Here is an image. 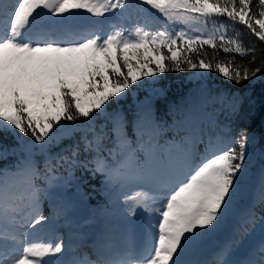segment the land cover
I'll list each match as a JSON object with an SVG mask.
<instances>
[{
	"label": "snow or ice",
	"instance_id": "obj_1",
	"mask_svg": "<svg viewBox=\"0 0 264 264\" xmlns=\"http://www.w3.org/2000/svg\"><path fill=\"white\" fill-rule=\"evenodd\" d=\"M140 5L189 30L153 31L147 23L125 27L134 7L129 0H0V133L11 132L18 144L16 161L0 167V264H264V216L255 213L264 205V169L251 199L243 195L250 172L248 133L233 137L230 125L199 108L170 109L169 124L148 104L131 118L118 107L133 88L162 95L154 85L166 72L214 70L235 84L264 72V60L249 67L236 63L234 55L215 59L223 50L250 54L249 64L255 63L254 50L243 46L238 33L193 27L225 18L264 42V0H140ZM82 14H113L118 22L105 34L103 21L85 24ZM204 45L214 50L207 62L199 58L207 55ZM214 103L236 110L223 96ZM112 105L117 107L109 112ZM76 132L82 133L79 142L51 153ZM81 144L92 154L84 161ZM6 156L0 150V160ZM76 167L102 175L110 192L140 187L124 195L122 218L134 223L142 212L151 240L143 252L118 247L111 229L90 246L78 245L91 247L95 259L83 251L66 259L71 246L63 239L30 240L33 232L66 218L57 189L69 181L58 172L71 176ZM45 200L50 216L42 211ZM102 212L110 214L107 208ZM258 220L261 238L253 241ZM211 236L220 242L204 255Z\"/></svg>",
	"mask_w": 264,
	"mask_h": 264
},
{
	"label": "rangeland",
	"instance_id": "obj_2",
	"mask_svg": "<svg viewBox=\"0 0 264 264\" xmlns=\"http://www.w3.org/2000/svg\"><path fill=\"white\" fill-rule=\"evenodd\" d=\"M5 3L14 2V0H4ZM129 3L134 7L130 9L128 14V21L125 22V27H133L137 23H147L150 27V30H168V31H179L181 28H184L186 31L189 30L187 26L181 24H173L166 20V18L158 17L154 15L150 11V7L140 5V0H129ZM139 7H136L138 6ZM85 16L87 14H84ZM86 18V17H85ZM95 18V19H94ZM94 20L103 21L102 27L104 29L105 34L111 31L109 27L113 23L118 22V17L114 16L113 14H106V18H91ZM90 23L86 21L85 24ZM213 22H208L207 24H196L193 27L197 28L199 31L204 33L213 32ZM206 75L207 71L203 73L196 71V73L191 77V82L193 86L197 89L195 91L196 99L198 100L201 97V93L204 92L203 88L206 85ZM159 81V80H158ZM151 84L152 82L149 81ZM157 83V82H156ZM155 86V85H154ZM158 88L157 86H155ZM160 89V88H159ZM143 99L145 100L143 104L139 102V105H144L146 101L155 100L156 97H151L153 94L151 92V88H144L140 91ZM164 93V91H163ZM194 94V92H193ZM157 96V95H156ZM137 105V106H139ZM202 106V105H200ZM117 105H112L108 111L112 112ZM118 107L123 110L124 108H132L130 106L123 107L120 101ZM138 108V107H137ZM200 108V107H199ZM205 114L208 115L209 110H203ZM209 117V116H208ZM210 118H215L220 124H229L228 120H232V116H224L222 121H219L216 114H212ZM103 120V119H102ZM99 122V121H98ZM79 123V122H77ZM61 124L65 126H71V122L62 121ZM231 129L232 126L230 125ZM53 131H56L54 128ZM77 133V132H76ZM78 135V134H77ZM76 135V136H77ZM81 135V134H80ZM232 135V134H231ZM72 136H75L74 134ZM71 137L64 138L60 141L59 145H54L50 151L53 154L61 153L63 149H67L68 145L72 142H75L76 139ZM170 138V137H169ZM30 139V138H28ZM18 147L16 137L11 133H0V150L6 149L7 156L6 159L0 160V167H3L5 164H12L16 161L18 153H14L13 150ZM248 153V160H246V164L248 165L250 172H249V179L246 184V191L248 190V197L245 198V201L251 199L252 190L255 186L256 178L259 172L262 169V164L258 160L257 153H252V151H247ZM66 154V153H65ZM37 161L41 163L43 158L40 155L36 156ZM252 164V165H251ZM255 168L256 171L252 174L253 169ZM73 170V169H72ZM71 170V173H72ZM67 173V171H65ZM58 175H64L68 179V183L63 185L59 189H57L58 195L60 197V202L64 206L66 210V218L57 221L51 228H45L43 231H35L32 233L30 240L33 243H49V242H56L57 239H63L66 247L69 245L71 246V250L67 252L66 259L71 260L77 255H79L82 251L88 252L89 256L92 259H95V256L92 255L91 247H84L80 248L78 245L84 244V241L87 240V244L84 245L90 246L96 242L98 236H100L106 229H111L112 236L114 243L118 247H126L130 246L133 250L137 253L143 252V250L148 247L151 243L150 238L145 234L144 229L142 227L144 216L140 210L138 217L133 218L134 223L132 222H125L123 217V207L122 202L124 195L127 194L129 196L135 195L136 193L140 192V187L131 186L125 189L120 190L119 192H114L112 196V200L114 201L110 211V214L105 215L102 210L98 209L97 214L92 215L90 212L91 201L90 197L85 193L84 188L82 186V181L75 175L69 176L68 174H62L58 172ZM254 180V182H253ZM251 186V187H250ZM144 191H148L147 188ZM245 195V192L244 194ZM119 201L120 203H117ZM48 204V201L45 200L42 204V207L45 204ZM50 206V205H49ZM43 209V208H42ZM51 209V207H50ZM52 213V212H51ZM259 223H257V228L255 229L252 240L259 241L261 238V233L259 230ZM39 228V226H38ZM133 229H135V233L139 238V241H135ZM219 238L217 236H211L207 239L204 255L210 254L214 247L219 243ZM17 249L21 246L17 245ZM202 257H193V259H199Z\"/></svg>",
	"mask_w": 264,
	"mask_h": 264
},
{
	"label": "trees",
	"instance_id": "obj_3",
	"mask_svg": "<svg viewBox=\"0 0 264 264\" xmlns=\"http://www.w3.org/2000/svg\"><path fill=\"white\" fill-rule=\"evenodd\" d=\"M258 10V9H257ZM260 18V17H257ZM212 23V22H211ZM213 31L227 30L229 36L235 33L239 34V38L246 49L254 50L256 57L255 63L249 64L252 59V55L246 54L241 56L239 53L225 54L223 50L218 52L215 59L219 61L231 60L232 56H235V62L249 67L259 66L261 61L264 60V42H261L257 37L251 34L247 28L239 23L233 24L231 21L221 18L218 22L213 23ZM223 25V28H221ZM194 47H197L194 45ZM202 51L206 53L205 58L207 60L213 59L214 50L209 45H204ZM197 59V57H193ZM196 73V70L180 71V72H166L162 75L155 86L162 89L164 93L162 95H152L156 97L155 100H148L145 104L151 106L157 119L172 123L173 116L170 114V109L178 110V113L185 108L196 107V95L197 90L191 82V77ZM203 96L206 98L207 107L215 105L219 111L223 112L221 104L214 103V99L219 97V94L225 92L229 98L228 104L235 106L236 119L234 120V136L238 137L241 130L248 133L249 143L246 151L257 152V158L264 166V72H261L257 77L251 80L244 81L240 84H235L230 80L224 78L216 71H207L206 85L203 88ZM141 90L133 88L124 99L121 100L122 106H130L132 108H124L123 112L131 118L138 110L139 102L144 103L143 96L140 93ZM194 92V94H193ZM198 105V102H197ZM98 123H104V120H100ZM78 134V135H77ZM82 133H74L73 139L75 142H71L68 148L75 145L80 141ZM172 134V133H170ZM77 135V136H76ZM238 147L237 145H235ZM83 145L81 144L80 160L84 161L91 157L92 154L83 152ZM65 154V153H64ZM69 154L70 153H66ZM66 168V166H65ZM59 173L67 175L65 171ZM71 175L77 176L82 181V186L85 193L90 197L91 206L104 207L110 211L113 200L112 196L114 192H110L105 187L104 178L102 175H95L90 171L85 170L83 167H76L72 170ZM59 189V188H58ZM249 191L245 190L244 198L248 197ZM47 206V204H45ZM46 214L49 210H44ZM257 217L264 216V205H257L256 209ZM259 221V220H258Z\"/></svg>",
	"mask_w": 264,
	"mask_h": 264
},
{
	"label": "water",
	"instance_id": "obj_4",
	"mask_svg": "<svg viewBox=\"0 0 264 264\" xmlns=\"http://www.w3.org/2000/svg\"><path fill=\"white\" fill-rule=\"evenodd\" d=\"M151 11H152L153 13L157 14L158 16H162V15H160L155 9H151Z\"/></svg>",
	"mask_w": 264,
	"mask_h": 264
},
{
	"label": "bare ground",
	"instance_id": "obj_5",
	"mask_svg": "<svg viewBox=\"0 0 264 264\" xmlns=\"http://www.w3.org/2000/svg\"><path fill=\"white\" fill-rule=\"evenodd\" d=\"M82 21H83V18H82Z\"/></svg>",
	"mask_w": 264,
	"mask_h": 264
}]
</instances>
